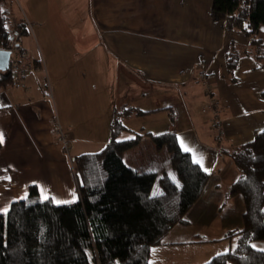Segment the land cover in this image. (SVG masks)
Wrapping results in <instances>:
<instances>
[{"label":"crops","instance_id":"0c3cea01","mask_svg":"<svg viewBox=\"0 0 264 264\" xmlns=\"http://www.w3.org/2000/svg\"><path fill=\"white\" fill-rule=\"evenodd\" d=\"M41 1L43 6L36 0L33 8L40 16L27 18L32 33L28 28L19 46L20 69L34 63L36 70L18 77L12 73L13 83L0 90V208L27 199L33 185L42 200L47 194L76 201L77 175L61 132L80 155L101 151L111 141L116 111L133 107L150 113L128 118L122 141L141 134V145L151 136L175 133L180 148L183 139L191 149L186 153L201 160L198 165L211 175L185 224L175 226L152 250L150 264H207L233 249L225 236L243 228L246 207L241 195L228 199V188L241 174L240 149L264 131V63L245 54L235 71L228 68L232 50L251 44L234 29L233 18L215 21L213 0ZM12 4L14 17L22 18L15 0ZM69 20L78 28L71 56L80 66L75 76L67 72V79L56 83L51 75L57 80L62 71L43 68L40 58L46 53L35 49L33 39H50V29L59 34ZM62 53L52 48L47 56ZM207 89L216 99L220 130L211 115L202 113L210 98ZM126 156L130 159L132 151ZM160 166L154 163L148 171L161 172ZM165 168L172 173L170 164ZM254 245L264 249V242Z\"/></svg>","mask_w":264,"mask_h":264},{"label":"trees","instance_id":"16d2710c","mask_svg":"<svg viewBox=\"0 0 264 264\" xmlns=\"http://www.w3.org/2000/svg\"><path fill=\"white\" fill-rule=\"evenodd\" d=\"M13 12L12 0H0L1 50L20 46L28 36L27 22ZM211 14L217 22L232 17L234 29L251 42L248 49L235 48L229 54L231 72L245 54L264 63V0H213ZM11 83V68L0 71V90ZM149 113L133 107L116 111L111 141L97 153L72 158L76 201L42 200L33 185L27 199L13 202L7 215L0 214V264H150L152 250L175 226L185 224L211 175L182 151L175 133L151 139L158 150L169 152L176 179L167 170L140 171L130 166L125 155L144 136L133 133L122 141L125 121ZM238 159L241 174L227 197L244 198V226L225 236L233 249L207 264H264V251L253 247L264 242V131L240 149ZM156 185L161 193L154 195Z\"/></svg>","mask_w":264,"mask_h":264},{"label":"rangeland","instance_id":"374dc122","mask_svg":"<svg viewBox=\"0 0 264 264\" xmlns=\"http://www.w3.org/2000/svg\"><path fill=\"white\" fill-rule=\"evenodd\" d=\"M28 1L32 5V7L30 8L31 11L28 8V5H29ZM39 1H40L39 4L43 6V2L41 0H39ZM45 1H47V0H45ZM52 2H53V0H52ZM55 2H56V0H54V3ZM15 3L19 9L20 14H21L20 16L26 22H28L27 21L28 16L31 17V19H34V18L37 19L38 16H40L35 12V10H33V8L36 6L35 5L36 0H15ZM13 8L15 10L14 13H17L16 7L13 6ZM33 11H34V15L32 16L31 14L33 13ZM14 16H18V14L17 15L14 14ZM68 22L70 24H66L65 26L60 27L59 34L58 33L55 34V32H57V31H53L54 28L50 29V35H49L51 37L50 39L49 38L44 39V40L41 39L39 42H37V40L33 39L34 47L36 46L35 49L37 51H41L42 50L41 48H43V50L46 53L45 58H40L43 68H44V65L45 66L49 65L51 69H52V67H56L57 69L62 71V73L60 74V75H62V77L58 76L57 80H56V78L54 80V78H53L54 75L50 74L51 79L54 82L56 81V83H58L59 81H62L64 79H67L66 78L67 72H69V73L72 72L71 74H73V76H75L76 75L75 70L77 71L79 66H80L77 59L75 57L71 56V52H73V47H74L73 45H74V39H75L74 28L75 29H78V28H76L75 25H71V23H72L71 20H69ZM28 28H29V31L32 33V30H30V26H28ZM57 28H59V27H57ZM38 48H40L41 50H38ZM52 48L61 49L63 51L62 55L61 56L56 55L53 58L48 57L47 56L48 49H52ZM12 50H17V49H16V47H14ZM20 56H21V52H18L17 56H16V54H14L13 60H15V58L21 59ZM32 65L34 66V63H32ZM34 68H35V66H34ZM65 70H66V72L64 74ZM31 73H33V72H31ZM63 76H65V78H63ZM93 77L94 76L87 77L89 83L93 82L92 81ZM76 79L78 80V77H76ZM78 82H80V81H78ZM21 84H25V83L22 82ZM26 87L27 86L25 84V87H22V88L25 89ZM59 88H60V86H59ZM56 92H57V90H56ZM49 94H50V92H49ZM57 94H58V92H57ZM163 149H164V152L161 153L162 150L157 149L153 140L147 141V143H143L141 145L139 144L138 147L131 150L132 151L131 158L129 159L126 156V159H127V162L130 166L135 167L136 169H139L140 171H142V168H145L147 171L152 169L150 167H151V165H154V163L161 164L160 168H163V170H168L166 168L164 169V163H168V164H170L169 170L171 171L172 170L171 169V163H170V157L171 156L165 148H163ZM99 151H100L99 148H93V150H89V152H91V153H96ZM81 153H82L81 150L80 151L72 150V148H71V151H70L71 158H73L76 155H80ZM136 165H139V166H136ZM171 172H172L171 174L174 177V179H176L175 173L173 171H171ZM160 193H161V188L159 187V185H156V187L154 188L153 194L157 195Z\"/></svg>","mask_w":264,"mask_h":264},{"label":"built area","instance_id":"2783aa9c","mask_svg":"<svg viewBox=\"0 0 264 264\" xmlns=\"http://www.w3.org/2000/svg\"><path fill=\"white\" fill-rule=\"evenodd\" d=\"M17 50H11L12 52V57H11V72L14 74V76L18 77V73H20V75L25 76L28 72H35V68L33 65H31L28 69H20V62L19 60H22V57L20 56L21 59H17L15 58V60H13L14 58V54H16L18 52H21V48L18 46L16 47ZM200 80L204 81L205 80V74L201 73L200 75ZM22 87H25V84H21ZM207 94L211 95L212 92L210 90L207 89ZM49 97V96H48ZM202 112L204 114H209L212 116V125L216 130H220L221 125H222V119L221 116L219 114V111L217 110L216 107V101L210 96L208 103L202 108ZM61 142L62 145L64 146V149L66 151V155L68 156V159L71 161V155H70V151H71V141L69 140L68 137H66L65 135H63V133L61 132Z\"/></svg>","mask_w":264,"mask_h":264},{"label":"snow or ice","instance_id":"6c2138e0","mask_svg":"<svg viewBox=\"0 0 264 264\" xmlns=\"http://www.w3.org/2000/svg\"><path fill=\"white\" fill-rule=\"evenodd\" d=\"M3 142V134L0 133V143ZM180 145H181V148L185 151V152H190L191 149L185 144V142L183 141V139L180 140ZM194 163H197V164H201L202 161L199 160V159H196L194 157V160H193ZM43 195V199L44 200H48L49 199V196L47 194H42ZM53 200H55V198L53 197L52 198ZM56 203H67L68 201H60V200H55ZM9 212V208L8 207H2L0 208V214H4V215H7ZM253 247H255V245H253ZM261 251H264V249H261Z\"/></svg>","mask_w":264,"mask_h":264},{"label":"water","instance_id":"95a60500","mask_svg":"<svg viewBox=\"0 0 264 264\" xmlns=\"http://www.w3.org/2000/svg\"><path fill=\"white\" fill-rule=\"evenodd\" d=\"M11 50H1L0 49V71L8 72L11 67Z\"/></svg>","mask_w":264,"mask_h":264}]
</instances>
